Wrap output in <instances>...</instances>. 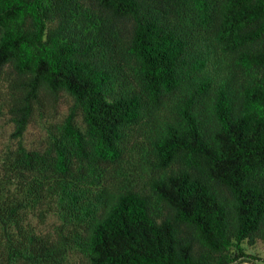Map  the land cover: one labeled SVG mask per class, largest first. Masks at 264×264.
Returning a JSON list of instances; mask_svg holds the SVG:
<instances>
[{
    "label": "trees",
    "instance_id": "16d2710c",
    "mask_svg": "<svg viewBox=\"0 0 264 264\" xmlns=\"http://www.w3.org/2000/svg\"><path fill=\"white\" fill-rule=\"evenodd\" d=\"M0 264H251L264 245V0H0Z\"/></svg>",
    "mask_w": 264,
    "mask_h": 264
},
{
    "label": "rangeland",
    "instance_id": "374dc122",
    "mask_svg": "<svg viewBox=\"0 0 264 264\" xmlns=\"http://www.w3.org/2000/svg\"><path fill=\"white\" fill-rule=\"evenodd\" d=\"M9 133V129L4 128L1 131L0 136L6 137V135ZM247 251L250 254H253V256L259 257V260H256L254 262H252L251 264H264V245L262 243H258L255 247L247 249ZM250 264V263H249Z\"/></svg>",
    "mask_w": 264,
    "mask_h": 264
}]
</instances>
